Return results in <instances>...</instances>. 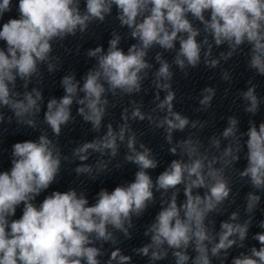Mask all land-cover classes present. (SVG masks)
Returning a JSON list of instances; mask_svg holds the SVG:
<instances>
[{"label":"clouds","instance_id":"clouds-1","mask_svg":"<svg viewBox=\"0 0 264 264\" xmlns=\"http://www.w3.org/2000/svg\"><path fill=\"white\" fill-rule=\"evenodd\" d=\"M85 11L81 13L80 0H15L17 16L0 24V41L6 42V50L0 49V106L10 107L16 117L23 118L39 111L40 93H25L23 99L10 96L9 84L17 76L27 79L37 70L38 62L47 61L51 51L50 41L56 37L74 34L77 29L84 31L92 19L103 20L113 5L118 9V19L122 25L132 29L131 35L138 38L140 45H133L124 53L117 48L118 38L109 42L107 53L98 55L102 49L90 50L89 56H98V68L90 71L79 89L84 97L77 102L84 107L79 109L85 121H90L94 129H99L104 115L106 100H102L106 83L110 90L120 89L125 93L140 90L139 73L148 67L144 57L146 49L154 43L165 49L174 47L179 39L180 48L175 63L183 68L185 61L195 66L200 60V45L196 41L198 31L188 20V14L201 21L205 30L210 31L217 45L228 42L233 49L247 41L251 45L249 67L264 76V0H84ZM13 0H0V18L11 10ZM209 18L205 19V13ZM186 33V37L178 36ZM207 55V54H206ZM231 55V53H229ZM182 57V58H181ZM159 59V58H158ZM156 73V87L166 91L161 100L157 94L156 109L165 115L157 121V127H164L167 139L171 142L173 130H183L189 124L187 117L173 111L174 93L169 91L167 81L171 78L169 65L161 61ZM217 61H211L215 66ZM52 65L49 64V70ZM225 78L227 76L225 75ZM161 79L165 81L160 83ZM65 95L57 101L47 103L44 114L46 124L56 135L61 126L70 118L69 106L78 90V82L74 77L62 79ZM14 96L15 94H11ZM242 98L248 102L245 110L255 113L260 100L255 94V87L244 91ZM214 96L212 88L203 89L202 106H209ZM133 118L145 119L139 108L132 112ZM128 117H125L127 120ZM151 120V117H148ZM32 124V120L26 121ZM237 120L229 118L228 127L223 136L235 134ZM195 126V125H193ZM128 130L127 148L131 155L126 158L136 163L139 171L134 182L126 187H116L113 191H100L95 203L89 205L88 200L74 190L52 192L36 205L35 197L47 189L54 180L59 166L58 151L52 141L41 135L37 141L15 143L12 147V166L8 171L0 172V264H100L97 257L100 250L93 244V235L97 240H112V233L107 230L111 225L125 232L124 223L130 213L139 214L152 198L153 183L146 169L155 168L156 162L151 158L150 150L140 145L143 151L135 148V134L131 133L127 124L114 132L111 125L102 139L85 143L75 149L74 154L81 161L87 159L85 153L89 149L103 153L110 150L111 155L117 151V140H125ZM247 166L240 173L248 177L251 185L264 189V122L258 126L251 124L247 131ZM218 146V141H213ZM180 147L188 157L187 162L173 160L156 181L158 188L169 189L188 181L185 194L186 202L178 207L175 196L168 205L157 214L149 231L152 233L151 243L138 249L143 255L151 251L150 259H162L167 245L173 249L187 248L189 242L194 244L197 253L192 264H210L205 241L211 242L213 237L205 227V218L209 211L222 203L230 189L224 179L222 169H215L205 161L207 157L198 153L196 144L185 140ZM173 153L176 148H172ZM224 157H238L232 150L226 149ZM231 161H226L230 163ZM77 173H90L88 166L78 167ZM194 177V179H193ZM206 187L208 191L203 197L193 196L191 189ZM260 200L258 195L249 193L246 211L251 213ZM23 202L22 215L18 219L9 220L15 215L16 208ZM230 221L237 219L232 213ZM249 221L243 224L222 222L218 233V242L211 248L216 255L221 249L230 248L236 236L243 241L246 238ZM264 228V221L261 222ZM147 234V233H146ZM261 247L251 249L250 255L242 254L233 259L232 264H264V233L254 236ZM176 264H187L188 255L182 251L174 253ZM130 258L120 254L119 249L112 251L108 264H128Z\"/></svg>","mask_w":264,"mask_h":264},{"label":"water","instance_id":"water-1","mask_svg":"<svg viewBox=\"0 0 264 264\" xmlns=\"http://www.w3.org/2000/svg\"><path fill=\"white\" fill-rule=\"evenodd\" d=\"M79 8L81 13L85 11L84 0H80ZM118 15V9L113 5L110 13L106 14L102 21L92 19L84 31L77 29L74 34L53 38L50 41L51 51L48 60L38 62L36 72L27 79L17 76L15 81L9 84L10 96L13 99H23L25 93H33L34 89L40 93L41 98L37 102L39 111L23 118L16 117L10 107L0 106V172L10 170L13 160L12 147L15 143L37 141L41 135H44L52 141L54 149L58 151L60 166L49 187L40 192L32 203L39 205L52 192L74 190L78 196L82 194L89 205H92L100 191L111 192L118 186L126 187L134 182L135 174L140 169L136 163L126 158L131 155L127 148L129 132L125 131L124 141L117 140L115 155H111L110 150L107 149L103 153L89 149L85 153L87 159L81 161L74 154L75 149L85 143L102 139L109 125L114 132H118L126 123L131 133L135 134L136 150L143 151L140 147L143 145L150 150L151 158L156 162L155 168L145 170L153 183L152 198L146 201L145 208L139 214L130 213L129 219L124 223L127 235L124 231L108 225L107 230L112 233L113 239L97 240L93 235V244L90 246L100 250V255L97 257L100 264H108L111 252L117 249L121 255L130 258L128 264H176L174 253L178 251L188 255L187 264H192V260L197 255L192 241L184 249H173L166 244L163 245L166 255L155 261L150 259L152 249L149 250L148 255L138 252V249L151 243L152 233L149 229L155 222L157 214L168 205L173 196L178 207L186 202L185 189L188 181L167 190L158 188L156 181L173 160L187 162L188 157L180 144L191 139L196 144L198 153L207 157L205 172L207 163L214 160L212 167L222 169L230 189L229 196L214 210L209 211L204 221L208 234L213 237L211 242L205 241L210 264H232L234 258L242 254L250 255L253 247L259 250L261 245L254 236L264 233V228L260 227L261 222L264 221V189H255L248 177L240 175L247 166L248 128L251 124L258 126L264 122V76L249 67L251 45L247 41L234 49L228 42L217 45L210 31L205 30L204 24L188 14L187 18L192 27L198 31L195 39L201 48L199 62L195 66H190L185 61L183 68L175 63L180 48L179 39L174 42V47L171 49H165L154 43L145 50L144 60L148 67L139 73L141 77L139 91L129 94L120 89L110 90L108 85L104 84L105 92L101 99L106 100L107 103L104 105L101 125L99 129H94L91 122L85 121L79 112L84 105L77 102L84 97V93L79 90L83 86L84 78L90 71L98 68V56H89V51L99 47L102 52L98 55L107 53L109 42L114 38H118L117 48L124 53H127L133 45H140L138 38L131 35L132 29L122 25ZM204 15L205 19L209 18L207 12ZM16 16V3L13 0L11 10L0 18V24ZM186 35V33L178 34L181 37ZM0 49L6 50V42L0 41ZM213 60L217 61L215 66L211 65ZM161 61L169 65L171 72V78L167 83L170 85L168 90L174 93L173 111L189 120V124L183 130H173L171 142L166 138L168 134L165 128L157 127V121L165 113L156 109V104L159 102L156 97L158 94L162 100L167 94L165 90L156 87V73ZM49 64L52 65L51 70ZM65 76L74 77V81L78 82V90L69 106L70 118L56 135L46 124L44 114L50 100L59 101L65 95L61 83ZM164 82L161 79L160 83ZM253 86L260 100L255 113L245 110L248 102L241 95ZM205 88L214 90V96L207 107L199 103ZM13 93L14 96L11 95ZM135 108H139L145 119L132 117ZM149 116L151 120L148 119ZM125 117L128 119L125 120ZM229 118L237 120L235 134L224 137L223 132L229 126ZM29 119L33 122L31 125L26 122ZM213 141H218V146ZM172 148H176L175 153L171 151ZM229 148L233 155L238 157L236 160H232L231 156H223L224 151ZM226 161L231 162L226 163ZM83 166L90 167L91 172L77 173L76 169ZM207 191L206 187H195L191 189V194L203 197ZM250 192L258 195L260 200L253 211L248 213L246 206ZM22 210L23 202L9 220L18 219L22 215ZM232 213L237 214L235 221L229 219ZM245 221H249L246 238L241 241L236 236L230 237L236 242L230 248L221 249L213 255L211 248L218 242L221 223L243 224ZM112 264H116V261H112Z\"/></svg>","mask_w":264,"mask_h":264}]
</instances>
